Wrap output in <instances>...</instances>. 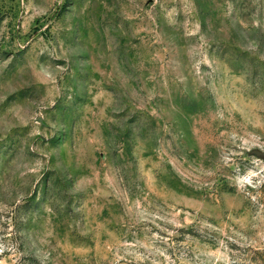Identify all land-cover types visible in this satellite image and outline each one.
<instances>
[{
	"label": "rangeland",
	"instance_id": "obj_1",
	"mask_svg": "<svg viewBox=\"0 0 264 264\" xmlns=\"http://www.w3.org/2000/svg\"><path fill=\"white\" fill-rule=\"evenodd\" d=\"M0 264H264V0H0Z\"/></svg>",
	"mask_w": 264,
	"mask_h": 264
}]
</instances>
